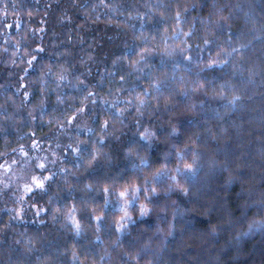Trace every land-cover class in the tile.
<instances>
[{
    "label": "clouds",
    "instance_id": "obj_1",
    "mask_svg": "<svg viewBox=\"0 0 264 264\" xmlns=\"http://www.w3.org/2000/svg\"><path fill=\"white\" fill-rule=\"evenodd\" d=\"M0 264H264V0H0Z\"/></svg>",
    "mask_w": 264,
    "mask_h": 264
}]
</instances>
